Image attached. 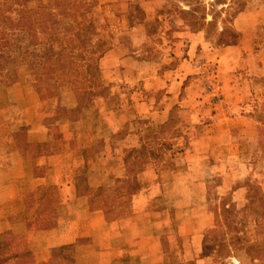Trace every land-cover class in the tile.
<instances>
[{
	"label": "crops",
	"instance_id": "1",
	"mask_svg": "<svg viewBox=\"0 0 264 264\" xmlns=\"http://www.w3.org/2000/svg\"><path fill=\"white\" fill-rule=\"evenodd\" d=\"M168 1L138 0L143 19L127 23L126 40L115 35L117 42L101 53L99 66L103 74L147 69L159 74L136 80L142 86L133 91L137 97L133 100L136 106L146 104L153 123L169 122L171 110L181 108L178 117L199 135L184 151L183 161L193 172L185 170L186 175L179 172L171 177L163 171L158 176L153 160L139 158L134 164L133 160L126 163L121 157L125 156L123 150L138 147L139 134L132 130L125 139L131 143L119 148L120 157L109 160V154L103 153L89 160L83 152L91 145L90 131L74 127L63 143L47 134L49 128L39 125L22 123L11 129L2 112L0 231L2 236L8 234L1 243L12 249L5 254L6 264H169L170 249L177 246L181 256L179 253L173 262L182 264L193 255L202 256L204 232L212 227L214 213L193 200L200 203L207 198L206 189L219 169L227 172L216 185L218 194L228 195L237 207L245 205L247 185L237 183V176L228 172L241 170L243 175L249 168L234 145L237 138L232 136L241 135L244 152L252 134L264 132V124L255 120L244 104L253 76H264V0H246L233 16L231 26L238 34L234 44L211 46L203 32L183 29L173 32L172 45L166 48L163 59L143 58L139 50L151 35L146 24L160 18L158 12ZM49 53L55 55V50ZM209 61L217 63L219 72L232 74L233 82L218 78L206 92L200 76L186 82L191 70H203ZM239 62H244L242 70L237 69ZM231 69L233 73H229ZM136 75L139 80L140 75ZM140 87L148 90L144 97L137 93L143 92ZM158 90V98L149 95V91ZM185 90L189 92L183 95ZM216 92L222 95L216 96ZM84 119L67 121L78 124ZM21 133L23 140H17L14 135ZM81 134L86 140L74 142V136ZM222 135L229 140L219 142ZM256 150L259 156L264 153V147ZM159 162L164 166L167 160ZM139 163L145 166L134 179L131 168ZM96 166L98 172L93 174ZM160 196L167 199L163 205L151 206ZM191 199L194 205L186 203Z\"/></svg>",
	"mask_w": 264,
	"mask_h": 264
},
{
	"label": "rangeland",
	"instance_id": "2",
	"mask_svg": "<svg viewBox=\"0 0 264 264\" xmlns=\"http://www.w3.org/2000/svg\"><path fill=\"white\" fill-rule=\"evenodd\" d=\"M137 2L0 0V113L8 117L11 129L22 123L39 125L49 128L47 134L52 133L56 141L63 143L69 140L67 136L74 127L75 130L90 131L91 145L83 152L89 160L103 153L109 154V160L120 157V146L130 144L131 141L125 139L131 130L135 131L139 134L138 147L123 150L125 156L121 157L126 163L133 160L134 164V159L148 158L156 164L154 169L158 176L163 171L165 174L169 172L171 177L179 172L183 176L186 175L185 170L193 172L183 161L184 151L199 135L188 129V124L178 117L180 107L175 106L171 110L169 122L153 123L145 111L146 104L136 106L133 100L136 97L133 91L137 86H142L137 81L153 78L151 76L155 71L110 70L108 74H103L99 66L98 55L100 57L109 45L117 42L115 35L126 40L124 27L127 23L143 19V8ZM245 2L169 0L159 10L160 18L147 22L146 30L151 35L147 44L140 48L139 56L163 59L166 48L172 45L173 32L183 29L203 32L207 44L211 46L225 45V42L235 38L232 36L235 30L231 20ZM40 21L44 22L40 24ZM52 50H55V55H50ZM243 64L239 62L237 69L242 70ZM216 65L209 61L203 70H191L186 82L200 76L205 92L218 78L233 82L232 74L219 72ZM233 72V69L229 70V73ZM136 73L140 75L139 80ZM121 79L131 80L120 83ZM115 86L117 88H113ZM147 92L143 89L142 93L140 90L137 93L144 97ZM188 92L185 90L182 94ZM160 94V90L149 91L150 96L157 98ZM221 95V92H216V96ZM246 97L245 107L251 110L255 120L264 124V76H253ZM82 116L85 119L81 123L67 121H76ZM117 126L120 128L113 133ZM14 137L23 140V133ZM233 137L237 138L234 145H238L239 154L244 155L251 167L243 175L241 170L228 172L237 176V183L247 185L245 205L237 207L228 195L218 194L216 185L227 172L225 168L219 169L206 189L207 198H202L200 203L199 199L193 200L196 205L207 207L214 213L212 227L204 232L202 256L186 255L191 259L182 264H264V197L261 196V193L264 195V153L259 156L256 150L264 147V132L253 133L251 144L244 152H241V135ZM83 140L86 138L81 134L78 138L74 136L73 141ZM225 140H229V136H219V142ZM162 159L167 160L164 166L159 165ZM144 166L141 163L139 167L130 166L134 179L139 178L137 171ZM91 172L96 174L97 166ZM168 190L172 192V188ZM165 200L161 196L158 200L155 198L151 206H161ZM189 201L190 205H194L192 199L186 200V203ZM233 205L241 210L228 207ZM225 208H229V211H225ZM11 234V237H16L13 236L15 233ZM7 235L2 236L0 231V264H6L8 255L5 254L12 251L1 243ZM259 243L260 246L262 244L261 256H257L255 247ZM179 253L181 256L179 246L170 249L169 264H176L173 258L179 259Z\"/></svg>",
	"mask_w": 264,
	"mask_h": 264
},
{
	"label": "trees",
	"instance_id": "3",
	"mask_svg": "<svg viewBox=\"0 0 264 264\" xmlns=\"http://www.w3.org/2000/svg\"><path fill=\"white\" fill-rule=\"evenodd\" d=\"M43 17H45V16H43ZM234 31V30H233ZM232 36L233 37H235V38H232V40H230L229 42H225L224 44L226 45V44H234V43H236L237 42V40H238V34H237V32L236 31H234V33L232 34ZM236 40V41H235ZM97 58H99V55H98V57ZM96 63V62H95ZM248 196V195H247ZM261 196L262 197H264V195L261 193ZM229 208L230 207H232V208H234L235 209V211H238V210H241V209H237V208H235V205H233V206H228ZM246 207V206H245ZM245 207H244V209H245ZM229 208H225L224 210L225 211H229ZM243 209V208H242ZM261 246H262V244H261ZM261 246H260V243L258 244V245H255V247H257V256H261L262 254L260 253L261 252V250H262V248H261Z\"/></svg>",
	"mask_w": 264,
	"mask_h": 264
}]
</instances>
